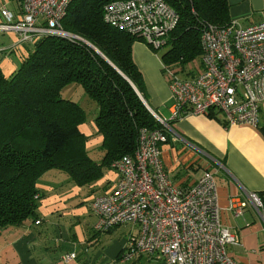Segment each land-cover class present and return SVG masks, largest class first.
<instances>
[{
    "label": "trees",
    "instance_id": "16d2710c",
    "mask_svg": "<svg viewBox=\"0 0 264 264\" xmlns=\"http://www.w3.org/2000/svg\"><path fill=\"white\" fill-rule=\"evenodd\" d=\"M111 1L71 0L60 26L78 38L39 35L20 44L23 58L15 70L5 75L0 68V232L26 219L38 221L45 192L37 183L45 171L61 170L74 185L89 187L115 160L133 153L140 128L163 129L144 103V76L132 50L141 38L103 19ZM164 1L178 16L160 47H166L159 59L168 83L171 74L181 79L197 74L203 28L223 27L231 18L228 0ZM70 84L80 85L97 107L94 133L103 151L98 161L79 128L86 123L85 108L61 96ZM172 123L167 120L169 127ZM256 195L264 204V191Z\"/></svg>",
    "mask_w": 264,
    "mask_h": 264
},
{
    "label": "built area",
    "instance_id": "2783aa9c",
    "mask_svg": "<svg viewBox=\"0 0 264 264\" xmlns=\"http://www.w3.org/2000/svg\"><path fill=\"white\" fill-rule=\"evenodd\" d=\"M70 1L19 0L21 13L16 19L1 7L0 32H15L18 45L46 33L78 38L60 26ZM103 19L157 50L178 16L164 0H113L105 5ZM200 45L197 74L184 79L171 74V118L215 109L226 125L256 127L264 102V21L242 25L231 20L223 27L208 24L201 32ZM152 114L163 129L140 128L133 153L111 164L118 178L109 191L90 201L96 215L93 229L133 225L122 260L156 253L167 264H237L227 247L238 238L221 220L214 173L206 168L194 183L174 184L161 158L169 126L166 119ZM250 199L256 207L263 205L255 193ZM244 205V201L229 199L227 208L238 216ZM74 255L66 253L62 259Z\"/></svg>",
    "mask_w": 264,
    "mask_h": 264
},
{
    "label": "crops",
    "instance_id": "0c3cea01",
    "mask_svg": "<svg viewBox=\"0 0 264 264\" xmlns=\"http://www.w3.org/2000/svg\"><path fill=\"white\" fill-rule=\"evenodd\" d=\"M228 2L231 20L242 25L264 21V0ZM1 7L7 8L15 19L20 16L19 0H0ZM16 41L15 32H0V68L5 75L22 60L21 45ZM9 47L14 50L9 52ZM146 52L149 59L156 60L152 53ZM134 58L144 76L147 94L144 103L151 112L171 120V91L161 68H157L155 61L147 65L136 49ZM172 120L168 140L161 146V158L171 180L178 186H188L203 169L212 171L221 220L238 238L237 243L228 245V254L237 264H264V204L256 207L250 199V194L264 191V102L260 104L256 127L226 125L215 109ZM79 128L89 136L87 151L99 147L101 136L94 133L93 121ZM115 181L117 173L111 168L89 187H83L87 190L71 184L70 189L59 186L54 191L49 182H38V187L46 192L38 207L39 222L26 219L19 226L1 230L0 264H145L143 258L147 263L155 259V264H167L156 253H141L134 260H122L130 228L118 231L115 225L108 231L93 229L96 216L88 203L109 191ZM96 189L99 194L94 193ZM229 199L245 202L241 215L235 216L227 208ZM104 234L108 238L115 234L106 246ZM71 252L75 253L74 258L62 259Z\"/></svg>",
    "mask_w": 264,
    "mask_h": 264
},
{
    "label": "rangeland",
    "instance_id": "374dc122",
    "mask_svg": "<svg viewBox=\"0 0 264 264\" xmlns=\"http://www.w3.org/2000/svg\"><path fill=\"white\" fill-rule=\"evenodd\" d=\"M135 49L137 50V53L139 54V56H141V57H143V59H145L147 65L151 66V65H153V63L155 61L156 66H157L158 69H160L162 67V62L159 59V54L161 52L165 51L166 47H163L160 50H153L150 46H148V44L143 39H141V40H135L134 41L133 47H132L133 54H135ZM146 51L152 53V55L154 56V58L156 60L153 61V60L149 59L148 56H147V52ZM61 96L63 98H68V99L70 98V99L76 101L80 106L85 108V110H86V123L87 124H89V123H91L93 121V119H94V117L96 115V112H97V107H96L95 103L92 102L86 96V94L83 92V90H82L80 85H78V84H70V85L64 87L62 89V91H61ZM88 152H89V155L94 160L98 161L101 158L102 149L99 148V147L94 148V149H90ZM117 178H118V175H117ZM38 182H40V183L49 182L48 184L52 187V189L54 191L57 190L59 186L65 187L66 189H70L69 186L71 184H74L71 181V179L66 175L65 172H63L61 170H58V169H50V170L45 171L39 177ZM82 190H87V189L82 188ZM99 192H100L99 189H96L94 191L95 194H99ZM45 194H46V192H45ZM88 205H89V208H90V204L89 203H88ZM38 222H39V220H38ZM35 223H37V222L35 221ZM125 228H126V231L128 230V228H130V231L128 232V235H131L134 232V227L131 224H120L119 226L117 225L118 231L125 230ZM100 232H102V231H100ZM106 235L107 234L102 235V238H104L103 244L105 246L107 244H109V241H111L113 237H115V234H112L111 238L106 237ZM142 260L144 261L145 264H155L157 262V260H155V259L150 260V263H147L148 260L146 258H143Z\"/></svg>",
    "mask_w": 264,
    "mask_h": 264
},
{
    "label": "water",
    "instance_id": "95a60500",
    "mask_svg": "<svg viewBox=\"0 0 264 264\" xmlns=\"http://www.w3.org/2000/svg\"><path fill=\"white\" fill-rule=\"evenodd\" d=\"M95 49V48H94ZM127 81H129L124 75H122ZM129 83L133 86V84L129 81ZM134 87V86H133Z\"/></svg>",
    "mask_w": 264,
    "mask_h": 264
}]
</instances>
